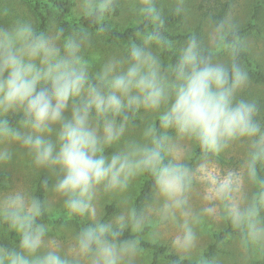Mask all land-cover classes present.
<instances>
[{
	"label": "clouds",
	"instance_id": "obj_1",
	"mask_svg": "<svg viewBox=\"0 0 264 264\" xmlns=\"http://www.w3.org/2000/svg\"><path fill=\"white\" fill-rule=\"evenodd\" d=\"M114 0H78L77 14L100 21ZM138 14L146 25L158 23L152 0H141ZM209 45L195 37L180 47L176 62L162 68L161 36L148 27L138 33L123 56H113L93 70L86 56L90 35L85 29L66 34L55 23L46 29L17 17L0 26V167L11 166L23 151L37 169L55 174L46 190L62 199L67 217L87 223L65 251L46 239L43 218L51 212L46 199L23 188L0 198V220L18 236V246H0V264H133L141 254L140 233L152 221L129 207L111 220L96 216L98 192L126 193L132 181L149 174L154 181L156 222L175 226L171 243L188 254L197 245V227L213 208L194 212L188 193L193 179L187 155L169 132L195 143L205 155H218L232 142L250 141L240 172L213 174L207 199L220 202L223 212L245 245L264 246V124L257 105L237 99L248 83L238 61L245 44L230 20L216 24ZM228 54L217 62L211 54ZM152 114L139 140L125 139L128 114ZM159 122V128L155 121ZM119 146L108 155L105 150ZM256 188L241 198L243 179Z\"/></svg>",
	"mask_w": 264,
	"mask_h": 264
},
{
	"label": "rangeland",
	"instance_id": "obj_2",
	"mask_svg": "<svg viewBox=\"0 0 264 264\" xmlns=\"http://www.w3.org/2000/svg\"><path fill=\"white\" fill-rule=\"evenodd\" d=\"M120 12L114 17V22L123 27L131 22L139 21L138 10L141 0H117ZM160 6V14L170 7L181 9L183 17L179 24L170 29L171 34L192 32L196 27L199 28L200 41L206 48L209 45V33L216 25L209 15L216 1L219 0H157ZM229 3V11L224 20H230L239 29H245L254 11L255 27L248 29L240 35L245 44L248 56L254 62L261 65L264 72V0H221ZM78 0H73V11L77 14ZM17 17L29 18L35 24V19L26 4L22 0H0V26H7L12 19ZM223 20V21H224ZM53 22H49L51 24ZM48 24V26H49ZM79 31V30H74ZM73 31V32H74ZM90 35V47L86 50V56L93 62V70L99 68L105 60L113 56H123L125 49L118 43H108L99 35L88 32ZM185 41L170 39L171 45L179 51ZM154 51H158L159 46H154ZM214 60L226 62L227 52L215 49L212 50ZM160 56V55H159ZM244 67V66H243ZM245 68V67H244ZM237 99L253 102L257 105V120L264 124V79L254 81L248 79V83L237 93ZM139 123L135 126L127 125L125 139L141 138L145 126L153 121V116L143 109L138 111ZM173 143L182 147L186 152V163L192 170V183L188 193L189 205L194 212H199L203 208H213L214 216H204L197 227L198 241L196 247L188 254L177 252L173 248L171 240L176 233L175 226L171 224H161L156 222L157 218L153 209L158 207L155 200L154 190L151 193V200L142 207V212L152 221L146 228V233L142 236L144 240L151 243L161 244L173 251L181 258L190 259L197 264H264V246L245 245L241 235L229 233L222 237L216 244L213 255L206 259L204 254L208 246L214 241V235L223 231L227 227V215L223 212V205L217 201L207 199L211 190V180L213 174L223 176L228 171L240 172L248 158L250 141L241 139L229 144L221 153L215 156L196 155L197 145L193 142L181 140L176 134L170 135ZM119 146L108 148L105 155L117 150ZM0 198L12 189L23 188L35 195L37 182L40 176H44L47 185L55 182V174L46 169L34 168L30 158L21 151L15 162L11 166L0 167ZM145 175L136 177L126 193L104 194L98 192L95 201V211L97 218L101 219L104 208L107 204L113 203L116 212L108 219L111 220L129 207H133L134 197L138 193ZM258 179V178H257ZM259 182V181H258ZM256 192V188L243 179L242 189L239 194L241 198H251ZM44 199L47 200L51 212L64 209L62 199L54 193L45 190ZM50 231L47 236L49 243H58L63 250L67 251L73 243L78 227L67 221L56 226H48ZM133 232V231H132ZM134 233V232H133ZM0 238L6 242L10 248L17 247L18 242L14 241L9 234V227L0 220ZM141 254L138 255L133 264H149L152 251L141 247ZM158 264H171L169 260L160 257Z\"/></svg>",
	"mask_w": 264,
	"mask_h": 264
},
{
	"label": "trees",
	"instance_id": "obj_3",
	"mask_svg": "<svg viewBox=\"0 0 264 264\" xmlns=\"http://www.w3.org/2000/svg\"><path fill=\"white\" fill-rule=\"evenodd\" d=\"M22 1L26 4L27 8L33 15L35 19V25L41 29H46L48 27L49 22L55 23L58 27L63 29L66 34L71 33L74 30H80L83 28L87 32L99 35L101 38L104 39V41L108 43H118L122 45L124 49H126V47L130 43L138 42V33L146 30L148 27H151L161 36V41L158 46L162 68H167L169 65L174 64L176 62L178 50L171 45L170 39L186 41L190 37H195L200 40V32L198 27H196L192 32L171 34L170 29L174 28L182 20V11L177 7H170L164 10L162 14H160V6L157 0H152V3L155 6V10L158 13V23L156 25H146L141 15L139 21L131 22L123 27H120L113 20L114 17L117 16L120 12V6L117 0H114V8L109 14H107L102 20L94 22H89L88 20L74 13L73 0ZM228 11L229 3L227 1L219 0L216 1L214 7L210 12L209 17L214 24H218L224 20ZM255 17L256 11H254L245 29L236 28L237 34L239 36L248 29L255 27ZM238 61L242 65V67H245L250 79L254 81H262L264 79V72L261 68V65L251 60L246 50L240 53ZM128 121V124H130L131 126L137 125L140 121L138 112L128 114ZM155 125L157 128H159L158 120L155 121ZM172 134L175 133L170 131L169 135ZM195 154L203 156H212L205 155L204 153H202L198 146L195 150ZM1 176L2 175H0V177ZM257 178L260 184H264V167L258 166ZM47 184L48 182L46 181L45 177L40 176L37 182L35 195L40 197L41 199H44V193ZM153 190L154 181L152 180L149 174H145V178L140 186V189L134 197L133 207H135L138 211H141L143 205L151 200V193ZM115 212L116 206L113 203H109L105 206L104 213L101 219L106 220ZM65 213L66 209L49 213L43 218V221L48 226H56L70 221L74 223L79 230L87 223L84 218L67 217ZM259 214L261 218H264V207L259 208ZM5 224L7 225V223ZM227 224V227L223 231L214 235V241L208 246L204 254L206 259H209L213 255L214 251L216 250V244L222 239V237L229 233L241 235L237 230H234L232 228L230 219L227 220ZM146 230V227L140 233H133L131 230H128L124 233V236H137L140 239V246L148 248L152 251V257L149 264H158L160 257L166 258L171 264H197L196 262L190 259L179 257V255H177L173 251H169L164 245L151 243L147 240H144L142 236L146 233ZM9 234L14 241L18 242V236L15 232L9 230ZM0 246L10 248V246L1 238Z\"/></svg>",
	"mask_w": 264,
	"mask_h": 264
}]
</instances>
